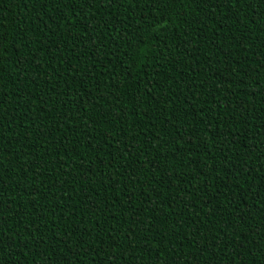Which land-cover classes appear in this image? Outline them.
Returning <instances> with one entry per match:
<instances>
[{"label":"trees","instance_id":"16d2710c","mask_svg":"<svg viewBox=\"0 0 264 264\" xmlns=\"http://www.w3.org/2000/svg\"><path fill=\"white\" fill-rule=\"evenodd\" d=\"M0 40V264H264V0H0Z\"/></svg>","mask_w":264,"mask_h":264},{"label":"snow or ice","instance_id":"6c2138e0","mask_svg":"<svg viewBox=\"0 0 264 264\" xmlns=\"http://www.w3.org/2000/svg\"><path fill=\"white\" fill-rule=\"evenodd\" d=\"M40 2L43 4V6L46 8L49 3L52 2V0H40ZM63 2L66 3V0H63ZM109 4L113 2V0H108ZM149 2L152 4L153 7H156L159 5L161 2H168V0H149ZM240 0H187L188 6H191L192 4H199V3H205L208 7H211L212 4H215L217 8H220L224 6L225 3H239ZM181 4L185 3V0H180ZM206 18H211L210 13H206ZM4 45L2 43V40H0V51H3ZM19 63V62H18ZM0 80H2V77H0ZM2 101H0V105H2ZM27 111V109H26ZM11 121H9L10 123ZM4 127L3 123H0V129ZM5 208V205L2 201H0V221L3 220V210ZM8 220H13L14 217L9 214L7 217ZM8 231L7 225L4 223H0V252L3 251V246L5 245V240H4V234ZM14 235H18V233H15ZM12 237H9V240H12ZM7 247L11 250L12 248V243H8ZM198 254H202L199 249H197Z\"/></svg>","mask_w":264,"mask_h":264}]
</instances>
